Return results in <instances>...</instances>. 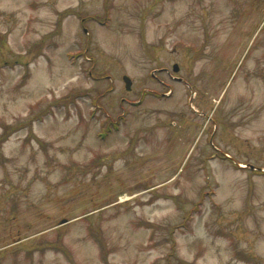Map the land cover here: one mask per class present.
<instances>
[{
  "label": "rangeland",
  "instance_id": "rangeland-1",
  "mask_svg": "<svg viewBox=\"0 0 264 264\" xmlns=\"http://www.w3.org/2000/svg\"><path fill=\"white\" fill-rule=\"evenodd\" d=\"M246 165L264 0H0V264H264Z\"/></svg>",
  "mask_w": 264,
  "mask_h": 264
},
{
  "label": "water",
  "instance_id": "water-1",
  "mask_svg": "<svg viewBox=\"0 0 264 264\" xmlns=\"http://www.w3.org/2000/svg\"><path fill=\"white\" fill-rule=\"evenodd\" d=\"M175 71H176V72L179 71V68H178L177 66L175 67ZM124 80H125V82H126V87H127V89L130 90V89H131V86H132V80H131V78H130L129 76H126V77H124ZM250 168H251V169H254V166H250ZM64 223H65V222H64Z\"/></svg>",
  "mask_w": 264,
  "mask_h": 264
}]
</instances>
